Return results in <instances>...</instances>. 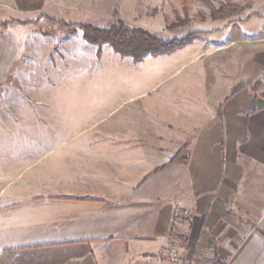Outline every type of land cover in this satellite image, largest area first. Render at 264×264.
Masks as SVG:
<instances>
[{
  "label": "crops",
  "instance_id": "0c3cea01",
  "mask_svg": "<svg viewBox=\"0 0 264 264\" xmlns=\"http://www.w3.org/2000/svg\"><path fill=\"white\" fill-rule=\"evenodd\" d=\"M220 51L202 90L130 98L89 174L35 190L0 151V264H166L177 205L186 264H264V50Z\"/></svg>",
  "mask_w": 264,
  "mask_h": 264
},
{
  "label": "rangeland",
  "instance_id": "374dc122",
  "mask_svg": "<svg viewBox=\"0 0 264 264\" xmlns=\"http://www.w3.org/2000/svg\"><path fill=\"white\" fill-rule=\"evenodd\" d=\"M230 4L241 14L213 18L212 7ZM118 21L166 40L205 33L136 61L89 43L79 26ZM234 49L243 58L264 50V0H0V151L25 167L18 180L35 190L89 174L92 159L100 163L108 146L122 145L109 137L108 121L130 98L148 89L165 99L182 98L176 86L202 90L218 51ZM97 149L102 154L93 155Z\"/></svg>",
  "mask_w": 264,
  "mask_h": 264
},
{
  "label": "trees",
  "instance_id": "16d2710c",
  "mask_svg": "<svg viewBox=\"0 0 264 264\" xmlns=\"http://www.w3.org/2000/svg\"><path fill=\"white\" fill-rule=\"evenodd\" d=\"M212 16L215 20L230 19L241 14L242 8L235 5H222L220 8L211 9ZM251 16H248V18ZM18 22L12 20L11 22ZM19 23H24L19 21ZM26 23V22H25ZM8 23H3L7 26ZM85 39L95 45L108 44L113 50L124 56H131L136 61H141L145 56L169 55L187 45L192 44L197 37L203 35L204 31L191 32L181 38L166 40L154 33L143 28L127 26L122 21H118L108 27H99L93 24H80ZM261 87V82L256 81L251 84V89L256 92ZM189 144L184 145L174 155L167 164L162 165L150 175L156 174L163 169L177 163H186L189 158ZM149 175V176H150Z\"/></svg>",
  "mask_w": 264,
  "mask_h": 264
},
{
  "label": "built area",
  "instance_id": "2783aa9c",
  "mask_svg": "<svg viewBox=\"0 0 264 264\" xmlns=\"http://www.w3.org/2000/svg\"><path fill=\"white\" fill-rule=\"evenodd\" d=\"M183 214H185L183 208L180 205H177L175 207V218L170 231L171 241L166 251V257H167L166 264H186L184 253L176 242V238L181 235V230L180 227L178 226L177 218H179ZM206 264H230V263L227 261H219L213 259L211 262Z\"/></svg>",
  "mask_w": 264,
  "mask_h": 264
}]
</instances>
